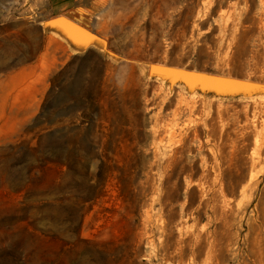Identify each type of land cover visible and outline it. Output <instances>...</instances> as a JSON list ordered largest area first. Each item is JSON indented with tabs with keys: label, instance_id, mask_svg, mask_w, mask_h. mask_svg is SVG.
I'll return each mask as SVG.
<instances>
[{
	"label": "rangeland",
	"instance_id": "obj_1",
	"mask_svg": "<svg viewBox=\"0 0 264 264\" xmlns=\"http://www.w3.org/2000/svg\"><path fill=\"white\" fill-rule=\"evenodd\" d=\"M152 63L264 83V0H0V264H264V88Z\"/></svg>",
	"mask_w": 264,
	"mask_h": 264
},
{
	"label": "water",
	"instance_id": "obj_2",
	"mask_svg": "<svg viewBox=\"0 0 264 264\" xmlns=\"http://www.w3.org/2000/svg\"><path fill=\"white\" fill-rule=\"evenodd\" d=\"M44 22L47 28L58 30L61 33L63 32L69 42L74 46L86 47L93 43H100L106 52L114 56H119L108 47L107 40L95 31V29L88 27L65 13L52 15L46 18ZM151 68L170 72L173 78H183L191 84L212 86L220 90L264 88V83L235 76L154 63L151 64Z\"/></svg>",
	"mask_w": 264,
	"mask_h": 264
}]
</instances>
